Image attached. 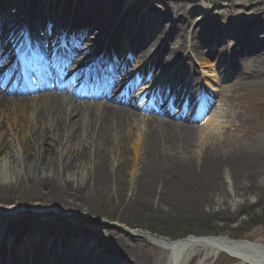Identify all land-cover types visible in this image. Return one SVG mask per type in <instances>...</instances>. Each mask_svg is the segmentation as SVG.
<instances>
[{
  "label": "bare ground",
  "instance_id": "obj_1",
  "mask_svg": "<svg viewBox=\"0 0 264 264\" xmlns=\"http://www.w3.org/2000/svg\"><path fill=\"white\" fill-rule=\"evenodd\" d=\"M22 1L24 4L20 6ZM87 2L89 1L0 0V17H4L1 29L3 30V25L7 24L6 15L9 11L17 13L22 11L23 15L28 13L33 22L36 16L42 19L54 17V22L58 26H61L58 21L61 18L56 17L61 16H65L64 21L69 20L73 26L87 21L100 28V31L91 32L89 36L94 43L86 42L84 45L86 49H91L89 51H92L91 55L95 57L99 55L98 50H102L104 44L110 40L108 37L112 34V25L122 27L130 34L131 48H141L149 43L151 47L161 49L163 43L168 40L158 38V41L154 42L155 34L159 31V34L164 32L166 36H169V34L174 35L177 30L178 25L175 23L172 29L162 26L166 18L163 13L157 15L152 11H138L139 14L134 15L136 8L145 5L146 2L143 0H134L135 5L128 4L124 7H117L118 0H103L101 6L96 9V13L88 15ZM182 10L181 4L173 2V6L168 5L161 11H166V14L174 16V19H179L178 13ZM111 12H114V15H110ZM255 27L243 29L244 37L237 38V46L231 59L232 70L237 65L234 56L243 55V51L252 53L256 49L254 46L256 42L264 45L259 41L258 36L261 29ZM211 31L210 28H205L202 34H199L201 41L196 43V48L202 44L214 46L221 41L225 44L229 42L223 40L224 32L210 34ZM4 32L5 36L9 35L6 30ZM35 32V48L44 53L46 45ZM247 35L251 38L247 39ZM175 37L179 38V35ZM56 38L57 36L52 41L55 42ZM119 38L113 41L111 37L112 43L109 47L113 48L115 45L120 47ZM164 46L162 58L167 61L164 55L169 48L167 45ZM178 49L176 48L175 52L179 53L181 49ZM157 52H143L144 57H140L149 60V65L145 66L146 71L150 68L154 70L156 67L158 58H161V56L156 57L159 54ZM71 55L65 57L64 61L57 62L47 74L37 72L42 86L49 87L51 83L58 85L54 92H47L35 98H0V160H3V163L9 158L8 166L10 167L7 168V177L0 172V203H3L2 205L11 204L21 194L27 193L50 197L49 203L51 202L57 211L67 209L73 217L74 215L87 217L95 215L99 204L109 199L116 205H122L125 202L126 206L138 205L141 209H151L154 213L188 214L200 212L206 203L224 192L234 198V204L250 202L254 208L260 203L257 199H261L264 195V154L226 153L218 146H209L201 148L194 165L178 162L166 156L163 152L164 147H177L182 142L195 145L189 137L198 134L200 130L183 124L177 116V121L173 119L169 108L173 106L176 108L177 100L172 105L163 103L159 99L155 102L163 113L172 117V120L161 117H138L122 105L108 103L106 98H102L101 101H92L89 104L90 107L76 109L74 107L79 105L74 106V103L79 101L57 92L64 83L72 84L74 89L78 84L77 81L81 79L82 72L78 68L80 56L78 54L71 58ZM112 56L114 57L111 61L115 63L118 55L114 52ZM123 58L125 57L120 58V61ZM21 62V57H18L12 66L3 69V72H0L1 82L6 81L10 75L23 76L19 69ZM121 64L123 66L122 62ZM158 69L160 72L164 71L162 67ZM112 70L106 69L102 74L93 69L90 74H96L95 77L98 78L103 76L102 79L107 74L112 79ZM205 73L207 76L204 77V85L208 87L219 85L222 79L220 88L225 93V89L232 84L228 76L218 74L217 69L209 70L208 68ZM69 75H71L70 78H68ZM82 83L81 91L88 92L89 98L101 97L90 91L91 77L83 78ZM236 83L234 82V86ZM197 84L196 82L193 92L197 90ZM181 87L188 88L189 84L182 81ZM133 89L134 83L123 82L118 90L122 95H126ZM212 118L207 116L204 120V125L210 124L209 130L216 129V121L213 122ZM219 118L218 114L216 120L218 121ZM136 124L137 128L132 129ZM197 129L198 133H196ZM132 130H136V133ZM9 135L12 136L11 142L8 139L11 138ZM133 135L136 136L135 139L132 138ZM181 137L185 138L182 142ZM129 170L135 171L132 174V180L127 179ZM76 174L78 177L73 179L72 176ZM229 179L230 184L227 182ZM234 204H230L231 207ZM5 209L7 210L5 212H14L18 208L1 207L0 212L2 213ZM227 209L230 207L227 206ZM24 225L29 228L32 224L28 222ZM76 227L73 224H65L63 228L67 233L59 235L58 239H53L54 245L51 247H35L34 250L27 252L20 249L16 243L10 248L9 254L5 255L6 247H8L5 243L9 239L7 236L5 243L2 247L0 246L3 248L0 250V261L10 259L14 263L27 262L25 264H144L141 258L134 255L133 248L124 251L122 263L116 258L113 246L104 247L105 245L100 244L89 246L78 242L79 233ZM22 237L19 235L17 238L22 239ZM160 240L165 241L175 253V259L171 261V264H177L183 247L193 242L200 244L199 247L206 244V247L212 249L208 258L211 256L215 259L225 254L240 264H264V245L249 241L234 240L229 237H209L176 242L165 238ZM29 242L28 240V245L32 244ZM24 244L28 246L26 241ZM46 244L49 245L51 242L48 241Z\"/></svg>",
  "mask_w": 264,
  "mask_h": 264
},
{
  "label": "rangeland",
  "instance_id": "obj_2",
  "mask_svg": "<svg viewBox=\"0 0 264 264\" xmlns=\"http://www.w3.org/2000/svg\"><path fill=\"white\" fill-rule=\"evenodd\" d=\"M88 1L86 3V6H89L87 15L95 14L96 9L103 2V0ZM143 1L146 2L145 5H139L140 7L136 8L137 11L134 12V15L147 11H152L157 15L163 13L166 18L162 22V26L172 29L171 27L175 23L178 25L177 30L174 35L169 34V36H166L164 32L159 34V31L155 34L154 42L158 41V38H167L168 40L163 43L161 49L151 47L149 43L141 48L134 47V50L129 53L127 61L126 58L122 59L125 69L117 71L116 75L119 80H125L133 73L134 76L140 77V79L138 78L139 84L147 82L145 85L154 87L165 78L168 80L165 84L166 92L173 87L180 93L181 90L183 92L182 81H186L189 87L185 89L190 92L196 82L198 87L201 83V87L204 77L207 76L205 72L208 71V68L209 70L214 68L217 69L218 74L227 75L229 82L232 83L225 89V93L219 87L220 84L213 91L212 98L217 102L214 110L216 115L220 116L216 122L217 128L208 132L207 125H203L199 134L189 137L195 145L185 144L186 142H182L185 138L181 137L182 143L177 147H164L165 155L178 162L194 165L201 148L209 146H218L226 153L264 154V45L256 42L254 44L256 49L252 53L243 51V55L234 56L237 65L233 70L231 68V59L237 46V38L244 37L243 29L253 26L260 27L259 41L264 44V0ZM118 2L117 7L136 4L134 0H118ZM173 2L179 3L183 7L182 12L178 13L179 19H174V16L166 14V11H161L165 10L168 5L173 6ZM114 12L118 13V11ZM114 12L109 14L114 15ZM147 26H149V22H147ZM205 28L212 30L210 34L224 32V38L229 42L225 44L224 41H221L222 43L216 46H203L202 44L196 48V43L201 41L199 34H202ZM176 35H179V38H176ZM249 38L251 36L247 35V39ZM164 45L169 48L164 55L167 61L162 58ZM260 45L262 46L260 47ZM176 48L181 49L179 53L175 52ZM149 51H158L159 54L156 57L161 56V58H158L154 70L150 68L146 71L145 66L149 60L140 57H144L143 52L149 53ZM159 67H162L164 71H158ZM234 82H237L235 86ZM79 103H74V106L79 105L74 108L80 109V107L88 106ZM214 117L213 120H216ZM135 128H137V124L132 129ZM9 137H11L8 138L9 141H13L12 136L9 135ZM132 138L135 139L136 136L133 135ZM2 161L0 160V172L7 177L9 158L3 163ZM134 172L129 170L128 180H132ZM78 174L72 176L73 179H76ZM227 182L229 183L230 179ZM230 196L225 192L219 194L218 197L206 203L200 212L189 214L182 212L154 213L151 209H141L138 205L129 206L127 204L128 206H126L125 202L122 205H116L109 199L99 204L95 215L87 217L74 215L75 217H73L67 209H63L61 212L55 210L51 202L49 203L50 197L25 193L17 197L11 204L2 205L3 203H0V208L7 206L18 208L14 212H5L6 209L2 210V213L0 212V228L2 229L0 230V246L2 247L5 243L4 238L8 236L17 240L13 242V245L17 243L20 249L27 252L34 250L35 247H51L54 245L52 241L58 239L59 235L67 233L63 228L65 224L77 226L78 242L80 243L89 246L96 244L105 245L104 247L113 246L116 258L120 259L122 263L124 251L133 248L134 255L141 258L144 264H171V261L175 259V253L160 238L176 242L201 240L209 237H229L234 240L264 245V195L261 199H257L260 203L254 208L250 202L234 204V198ZM230 204H234L233 208ZM227 206L230 209H227ZM28 222L32 224L29 228L24 225ZM17 234L22 235V239H18L19 235ZM28 240L29 244H32L28 245ZM25 241L28 246H25ZM48 241L51 244H46ZM199 246L200 244L193 242L183 247L177 264H240L225 254L215 259L211 256L208 258L212 249L206 247V244ZM1 247L0 250L3 249Z\"/></svg>",
  "mask_w": 264,
  "mask_h": 264
}]
</instances>
